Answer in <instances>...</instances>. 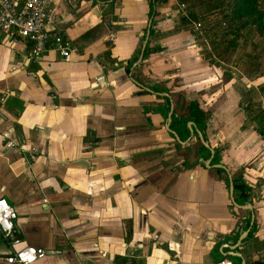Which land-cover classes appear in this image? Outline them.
I'll use <instances>...</instances> for the list:
<instances>
[{"label":"crops","instance_id":"crops-1","mask_svg":"<svg viewBox=\"0 0 264 264\" xmlns=\"http://www.w3.org/2000/svg\"><path fill=\"white\" fill-rule=\"evenodd\" d=\"M177 3H157L140 71L147 83L167 87L173 104L181 97L208 108L207 139L216 147L221 138L211 131L222 116L244 110L243 90L204 61L195 33L176 28ZM45 4L50 26L73 43L69 56L52 48L36 56L30 40L0 38V196L16 209L23 241L54 250L29 264L229 258L220 244L237 239L250 212L229 194V174L235 177L242 166L256 228L238 249L245 264L264 259V148L255 154L264 140L245 164L237 131L225 148L229 158L219 152L227 170L206 166L210 154L202 160L206 150L195 133L185 141L165 127L163 94L144 90L125 70L141 45L149 0ZM253 131L261 135L258 127ZM9 249L0 232V264H16L5 259Z\"/></svg>","mask_w":264,"mask_h":264},{"label":"rangeland","instance_id":"rangeland-1","mask_svg":"<svg viewBox=\"0 0 264 264\" xmlns=\"http://www.w3.org/2000/svg\"><path fill=\"white\" fill-rule=\"evenodd\" d=\"M217 1L177 0L178 3L184 4L181 14H186L189 9L196 12L190 27L194 29L200 43L204 61L220 69L221 76L232 79L228 85L236 87V90H243L241 104L244 110L226 118L222 116L221 123L211 131L210 136L213 139L218 135L221 138L215 148L218 153L222 150L221 153L227 158L229 153L225 148L234 141L238 131L237 135L243 139L239 140V143L245 144L243 158H248L254 154L252 152L257 148L259 139L264 140V135L261 137L258 132L253 131L254 126L259 127L260 124L264 128V26L243 27L240 29V35L234 37L233 41L230 39L232 27L228 25L227 16L220 9L221 6L216 5ZM257 7L263 10L264 19V0H258ZM263 146L255 154L261 153ZM249 160L250 158L245 164ZM241 173L243 174V166Z\"/></svg>","mask_w":264,"mask_h":264},{"label":"trees","instance_id":"trees-1","mask_svg":"<svg viewBox=\"0 0 264 264\" xmlns=\"http://www.w3.org/2000/svg\"><path fill=\"white\" fill-rule=\"evenodd\" d=\"M159 1L164 0H149V12H148V18L151 20V24L149 26V34H151L154 31L153 23L155 22V15L157 13V3ZM114 4V0H109V5ZM216 5L221 6V10L224 11V13L227 16L228 19V25L232 27V39L234 41V37L237 35H240V29L246 26H255L257 28H260L261 26H264V19H263V10L261 8H258V0H218L216 2ZM196 16V12L189 9V11L186 14H181L179 17V24L176 26L177 29L180 28H186L190 29L193 33H195L194 29L190 27L191 19ZM99 25H96L94 27H91L84 31L80 36L86 37L88 36L94 29L98 28ZM71 45H73L72 42H70ZM140 46L137 48L136 53L127 60L125 64V70L129 73V75L132 77V79L141 87L144 88V90H148L145 88V86H148L152 89V91H168V88L161 84H150L145 81L144 75L141 74V67L140 64L137 63L136 65H133L135 60L138 57ZM150 46L148 45V41L146 43V47L144 50L143 57L147 55V53L150 51ZM150 91V90H149ZM163 99V102L161 106L159 107L160 112L163 114L164 119L166 120L167 112L170 108V99L167 95H159ZM211 116V111L208 108H204L200 105L199 101L197 99H190L186 100L185 98H177L175 101V104L173 106L172 114H171V121L169 123V127L175 131V133L179 136V139L183 140L187 136L190 135L189 127L187 126V121L192 120L194 124L199 128V130L202 132L203 137L207 139V133H206V127H207V119ZM258 131L261 133V135H264V128L263 125L260 124L258 127ZM172 135L174 133L172 131H169ZM195 133V131H194ZM196 134V133H195ZM198 146L201 148H204L206 151L205 153H202V160H204L209 154L210 150L208 147H206L200 139H198ZM214 148V154H213V160L212 161H219L220 155L215 147ZM218 169H223L221 167H218ZM233 180V186H234V198L235 201L239 204L247 203L252 201V193H251V187L250 185L245 181L243 178L242 173H238L235 177L232 178ZM244 228L247 226H251L248 234L244 238L246 241L253 233V231L256 228V223L253 221L252 224H250V217H247L244 221V224H242ZM223 257V256H220ZM227 257L232 259L231 255H228ZM233 264H239L237 261L232 260ZM253 264H264V259L257 258L253 261Z\"/></svg>","mask_w":264,"mask_h":264},{"label":"built area","instance_id":"built-area-1","mask_svg":"<svg viewBox=\"0 0 264 264\" xmlns=\"http://www.w3.org/2000/svg\"><path fill=\"white\" fill-rule=\"evenodd\" d=\"M183 5V2L177 4L180 11ZM50 23L45 0H0V38L19 35L32 42V51L36 56L52 48L65 58L71 53V44ZM16 216L14 206L0 196V232L10 248L5 259L11 263L29 264L46 252L42 246L23 241L14 226ZM211 264H233V261L223 257Z\"/></svg>","mask_w":264,"mask_h":264},{"label":"water","instance_id":"water-1","mask_svg":"<svg viewBox=\"0 0 264 264\" xmlns=\"http://www.w3.org/2000/svg\"><path fill=\"white\" fill-rule=\"evenodd\" d=\"M151 24V20L149 19L148 20V23H147V27L144 31H142L141 35V46H140V51H139V54H138V57L137 59L135 60V62L133 63V65H136L138 62L141 61V59L143 58V54H144V50H145V47H146V43L148 41V38H149V26ZM146 89L152 91L151 88H149L148 86H145ZM157 93H160V94H164V95H167L169 96V99H170V108L167 112V116H166V120H165V127L169 130V131H172L175 135V137L177 139H179V136L175 133L174 130H172L170 127H169V123L171 121V114H172V110H173V100L171 98V95L169 94L168 91H156ZM187 126L189 127V130H190V135L188 137H186L185 141H187L191 136H193L194 134V131L197 135V137L200 139V141L206 146L209 148L210 150V155L205 159V165L206 166H210V165H214V166H219V167H223L227 170L225 164L222 162V161H218V162H214V163H211V160H212V157H213V154H214V148L213 146L210 145L208 139H205L203 137V134L202 132L199 130V128L194 124V122L192 120H188L187 121ZM233 191H234V186H233V180L231 178V175L229 174V194H230V198L232 200V202L236 205V206H239V207H242V208H247L249 209V217H250V224L253 223L254 221V212H253V204L251 202H247V203H243V204H239L235 201V198H234V194H233ZM250 225L247 226L243 231H241L239 234H238V237L237 239L234 241V242H223L220 244V247L219 249L222 250V247L223 246H227L228 247V250L224 251L222 250V253L224 255H234V256H238L240 257V262L241 264H245V259L243 258V255L241 253V251L238 249V247L243 243V238L246 237V235L248 234L249 230H250ZM239 230V226H236L235 228V231H238ZM46 253H51V252H54V250H45Z\"/></svg>","mask_w":264,"mask_h":264}]
</instances>
